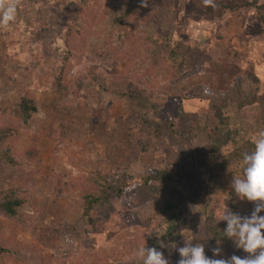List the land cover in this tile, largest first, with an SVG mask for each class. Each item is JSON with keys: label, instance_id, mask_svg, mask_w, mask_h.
<instances>
[{"label": "rangeland", "instance_id": "374dc122", "mask_svg": "<svg viewBox=\"0 0 264 264\" xmlns=\"http://www.w3.org/2000/svg\"><path fill=\"white\" fill-rule=\"evenodd\" d=\"M89 1L92 13L80 6L88 30L69 67L66 94L54 81L69 56L66 33L82 22L72 3L82 0H0V21L15 5V18L0 22V128H19L0 141V201L6 177L18 176L39 201L37 209H24L33 217L30 227L0 208L1 240L29 264H43L42 255L49 254L56 256L54 264H104L105 257L113 264H143L137 249L155 245L176 264L179 252L160 249L161 240L178 247L186 240L201 243L208 257L230 258L212 242L208 219L254 210L229 186L233 175L242 174L240 162L228 168L216 207L207 187L215 163L235 146L190 164L194 176L179 171L180 156L206 145L218 123L210 101L194 95L200 87L224 94L241 87L247 95H264V0H146L147 6L142 0ZM163 5L173 8L171 19L155 13ZM129 8L135 14L121 23ZM26 93L39 108L29 127L15 115ZM227 113L240 140L262 129L259 106L240 110L233 104ZM148 120L162 127L163 137L143 152L137 139ZM10 153L21 167L11 163ZM122 168L134 187L159 170L170 176L158 196L130 192L94 231L82 218L79 186L92 172ZM170 201L181 204L186 219L171 238L150 224ZM215 247L223 249L220 256H213Z\"/></svg>", "mask_w": 264, "mask_h": 264}, {"label": "trees", "instance_id": "16d2710c", "mask_svg": "<svg viewBox=\"0 0 264 264\" xmlns=\"http://www.w3.org/2000/svg\"><path fill=\"white\" fill-rule=\"evenodd\" d=\"M85 5V12L92 13V7L89 0H82L81 4L72 3V7L77 11L79 20H82L80 27L72 25L66 33L67 45L70 48L69 56L65 59L62 72L54 81V85L60 90L69 94L71 91L70 85L67 83V73L72 64V59L77 55V49L80 48L79 38L83 37L88 30V15L81 12V7ZM94 8V7H93ZM155 13L162 18L171 19L174 10L172 7L166 5L160 6L155 10ZM135 12L129 8L125 15L120 19L124 23ZM85 21V22H83ZM173 57H168L172 61ZM139 95L142 93L139 91ZM198 97L208 99L210 101L211 109L215 112L218 123L213 127L209 133V142L200 146L192 152H185L180 156L179 171L182 174L188 173L190 176L195 175V170L190 168V164L195 167L202 160H209L219 155L225 148L234 145L235 149L223 156L214 165L213 173L208 182L207 192L210 198L214 201V207L217 206L215 196L222 195L226 189L225 176L229 167L235 163H239L242 159V154L254 149L251 138L239 139L238 131L232 128L231 118L227 110L231 105L235 104L240 110H245L254 106H259V119L262 124L261 131H264V95L256 93L253 96L247 95L241 91V87L234 89L232 93H214L207 91L200 87L195 94ZM39 108L32 95L26 93L22 99L21 105L15 111L21 126L29 127L35 116L38 114ZM147 123V124H146ZM141 128L138 143L142 146V151H147L151 146V140L163 137V129L161 126H155L153 120H148ZM19 134L18 127H9L7 129L0 128V141L5 142L9 138ZM11 163L15 166H22L14 155L10 153ZM170 176L167 171H157L148 175L143 183H138L135 187L132 183V176L126 168H122L118 173H108L105 171L92 172L91 176L83 181L79 186L80 196L82 198L81 215L83 220L94 231H98L104 227L110 220L113 213L116 211L118 203L125 200L130 192L138 191L140 196L147 192L150 196H158L161 188L165 186L166 178ZM154 181H160V186L152 187ZM4 185L7 188L2 192L0 201V208L2 212L9 218L31 226L33 217L24 211L28 206L37 209L39 207L38 197L32 195L28 191V185L22 181V176L17 178L6 177ZM30 184V183H29ZM181 204L176 201H170L166 204L163 211L156 217L155 221L150 220V224H156L157 228L166 229V236L173 237L179 233L180 229L186 224V219L181 215ZM208 225L211 233V240L214 244H218L225 249L231 257L233 254L241 257L242 249H237L233 241L224 237L223 231L227 226L226 221H219L217 216H211L208 219ZM158 249V247L155 245ZM159 250V249H158ZM56 256L54 254L42 255L43 264H54ZM14 264H29L25 259L18 257V255L7 247L0 238V262L7 264L8 262ZM112 257H105L104 264H113ZM101 264V263H100Z\"/></svg>", "mask_w": 264, "mask_h": 264}, {"label": "clouds", "instance_id": "9594fccd", "mask_svg": "<svg viewBox=\"0 0 264 264\" xmlns=\"http://www.w3.org/2000/svg\"><path fill=\"white\" fill-rule=\"evenodd\" d=\"M144 6L146 0H142ZM15 18V5H9L3 14V24H8ZM254 149L244 152L239 167L242 174L233 175L229 186L240 202L254 204L250 215L241 212L227 211L220 215L219 221H226L224 237L233 241L237 249H242L249 255L241 258L233 254L227 259L210 258L205 254L204 244H192L186 240L185 246L178 247L176 242L166 244L160 241V249H171L179 252L180 259L176 264H264V131H259L252 138ZM146 243V242H145ZM219 244L220 242L217 241ZM213 256H220L221 247L211 249ZM137 255L143 264H170L164 251L156 247L137 249Z\"/></svg>", "mask_w": 264, "mask_h": 264}]
</instances>
